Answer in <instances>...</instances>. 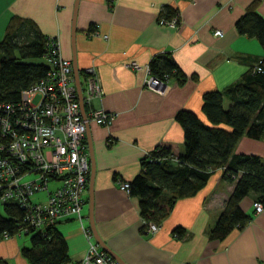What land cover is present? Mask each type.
Returning <instances> with one entry per match:
<instances>
[{"label": "crops", "instance_id": "0c3cea01", "mask_svg": "<svg viewBox=\"0 0 264 264\" xmlns=\"http://www.w3.org/2000/svg\"><path fill=\"white\" fill-rule=\"evenodd\" d=\"M250 1L77 0L73 16L75 0H0V38L10 17L29 19L43 35L57 38L61 55L70 62L73 47L81 85L86 68L96 74L102 93L83 103V109L99 108L114 117L108 124L87 123V184L92 164L95 231L125 264H260L264 260V210L253 212V193L239 202L250 216L242 229L233 228L220 240L207 236L233 188V183L221 180L220 169L213 170L194 194L175 199L152 233L140 231L137 198L119 186L134 177L141 157L155 146L165 143L176 152L182 150L176 111L187 109L206 121L201 111L202 94L236 82L261 58L263 51L257 41L234 29L235 20ZM164 5L177 11L174 28L158 21ZM257 12L264 18V0H258ZM89 26L95 28L96 36L88 35ZM215 29L221 35H215ZM164 51L171 54L186 78L179 83L170 76L158 91L145 85L147 63ZM129 60L138 66H126ZM233 150L264 156V135L259 139L241 136ZM81 212L83 225L88 226L86 203ZM176 226L185 230L182 238L173 235ZM55 227L66 242L68 259H81L87 241L77 220L60 219ZM28 245V237L22 234H0V259L8 264H28L20 254V248Z\"/></svg>", "mask_w": 264, "mask_h": 264}, {"label": "trees", "instance_id": "16d2710c", "mask_svg": "<svg viewBox=\"0 0 264 264\" xmlns=\"http://www.w3.org/2000/svg\"><path fill=\"white\" fill-rule=\"evenodd\" d=\"M257 5L258 0L246 5L234 29L257 41L263 51L261 58L253 61L236 82L202 94L201 111L206 121L190 110L176 111L174 119L183 134L182 150L176 152L165 143L155 146L141 157L138 172L127 181V193L137 198L144 222L141 232L146 222L159 225L175 199L194 194L215 169L221 170V180L233 183V188L207 229L209 239L220 240L233 228L245 226L250 216L241 210L239 202L248 193L264 205V156L233 150L241 136L259 139L264 135V18L257 12ZM175 13L176 9L164 5L159 15L169 18ZM47 41L31 20L9 18L0 38V117L17 113L21 91L45 76L49 68ZM147 70L163 83L170 76L179 83L186 78L167 51L153 55ZM6 141L0 137L1 143ZM0 204V234L11 236L22 224L23 209L13 200ZM55 224L28 228L24 235L29 245L20 248L28 264H63L69 260L66 242ZM172 233L182 238L185 230L176 226ZM0 264L8 263L0 259Z\"/></svg>", "mask_w": 264, "mask_h": 264}, {"label": "built area", "instance_id": "2783aa9c", "mask_svg": "<svg viewBox=\"0 0 264 264\" xmlns=\"http://www.w3.org/2000/svg\"><path fill=\"white\" fill-rule=\"evenodd\" d=\"M158 21L173 28L178 24L177 15L159 17ZM213 33L221 35L218 29ZM88 35L96 36L95 28ZM47 46L49 68L45 76L21 91L17 113L12 112L9 118L0 117V137L7 138L5 143L0 142V201L13 200L23 209V221L15 235H24L29 227L43 229L60 219L77 220L87 241L86 251L81 259L63 264H113V258L93 239L88 226L83 225L81 209L89 172L85 124L90 121L108 124L114 116L99 108H90L84 118L81 116L71 62L61 55L57 38L48 37ZM125 65L138 66L134 60ZM84 72L82 99L88 103L100 96L102 90L93 69L88 67ZM162 83L150 75L145 80L147 87L158 91ZM28 173L35 176L23 181L22 177ZM50 180L57 183L53 189L48 187ZM119 186L127 192V181H121ZM41 191L45 192L44 202L33 199ZM251 207L254 213L264 210V205L255 199ZM158 227L146 222L144 229L152 233Z\"/></svg>", "mask_w": 264, "mask_h": 264}, {"label": "water", "instance_id": "95a60500", "mask_svg": "<svg viewBox=\"0 0 264 264\" xmlns=\"http://www.w3.org/2000/svg\"><path fill=\"white\" fill-rule=\"evenodd\" d=\"M76 1L74 2V9H73V16L75 13V4ZM73 35H74V26H73V20L71 23V42L73 41ZM71 67H72V73L74 77V85H75V90H76V96L79 104V110L81 116L84 118L85 116V111L83 109V99H82V89H81V82L79 80V74H78V69L75 64V58H74V52H73V47H72V55H71ZM163 83L159 85V88L163 87ZM86 128H87V123L85 124V133H86ZM88 154L89 157L91 156L90 153V148L88 145ZM92 176H93V170H92V164H91V169H90V176L87 184V221H88V228L89 231L93 237V239L97 242V244L108 254L110 255L115 262L118 264H125L113 251H111L99 238L95 231L94 223H93V216H92V189H91V181H92ZM264 264V260L260 263Z\"/></svg>", "mask_w": 264, "mask_h": 264}, {"label": "rangeland", "instance_id": "374dc122", "mask_svg": "<svg viewBox=\"0 0 264 264\" xmlns=\"http://www.w3.org/2000/svg\"><path fill=\"white\" fill-rule=\"evenodd\" d=\"M36 100V98H35ZM35 175L34 174H31V173H28V174H25L23 177H22V180L23 181H29L31 180ZM56 182H54L53 180H50L48 182V187L49 189H53L55 186H56ZM33 199L34 200H38L40 202H44L45 199H46V196H45V192L44 191H41L39 193H35L34 196H33ZM1 202V201H0ZM82 210V209H81ZM2 212V208H1V204H0V213ZM23 237H27L26 235H23Z\"/></svg>", "mask_w": 264, "mask_h": 264}]
</instances>
